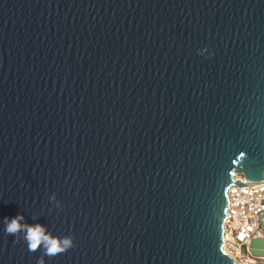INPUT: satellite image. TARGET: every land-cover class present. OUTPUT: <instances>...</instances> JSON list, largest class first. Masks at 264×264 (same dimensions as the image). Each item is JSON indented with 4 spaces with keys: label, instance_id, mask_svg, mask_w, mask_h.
Returning a JSON list of instances; mask_svg holds the SVG:
<instances>
[{
    "label": "water",
    "instance_id": "water-1",
    "mask_svg": "<svg viewBox=\"0 0 264 264\" xmlns=\"http://www.w3.org/2000/svg\"><path fill=\"white\" fill-rule=\"evenodd\" d=\"M239 175L264 183V0H0V264L43 254L17 214L74 237L45 264H237Z\"/></svg>",
    "mask_w": 264,
    "mask_h": 264
},
{
    "label": "built area",
    "instance_id": "built-area-1",
    "mask_svg": "<svg viewBox=\"0 0 264 264\" xmlns=\"http://www.w3.org/2000/svg\"><path fill=\"white\" fill-rule=\"evenodd\" d=\"M236 180L248 186H232L228 190L229 217L223 227L222 249L237 264H246L254 258L252 243L264 237V183L249 185L243 175Z\"/></svg>",
    "mask_w": 264,
    "mask_h": 264
},
{
    "label": "clouds",
    "instance_id": "clouds-1",
    "mask_svg": "<svg viewBox=\"0 0 264 264\" xmlns=\"http://www.w3.org/2000/svg\"><path fill=\"white\" fill-rule=\"evenodd\" d=\"M206 52H208L207 48L198 50L200 55ZM49 199L55 203L57 208L61 206L55 194H52ZM23 221L24 216L22 214H17L13 218L5 217L3 219L5 232L14 236L17 243L23 239L29 252L34 253L37 250H42L43 254L38 258L37 264H45V256L52 258L74 247L73 236H54L50 231L46 230L45 226L40 224L29 225Z\"/></svg>",
    "mask_w": 264,
    "mask_h": 264
},
{
    "label": "rangeland",
    "instance_id": "rangeland-1",
    "mask_svg": "<svg viewBox=\"0 0 264 264\" xmlns=\"http://www.w3.org/2000/svg\"><path fill=\"white\" fill-rule=\"evenodd\" d=\"M255 261L254 264H264V259L252 258Z\"/></svg>",
    "mask_w": 264,
    "mask_h": 264
},
{
    "label": "bare ground",
    "instance_id": "bare-ground-1",
    "mask_svg": "<svg viewBox=\"0 0 264 264\" xmlns=\"http://www.w3.org/2000/svg\"><path fill=\"white\" fill-rule=\"evenodd\" d=\"M254 263H255L254 260H250V261H248L246 264H254Z\"/></svg>",
    "mask_w": 264,
    "mask_h": 264
}]
</instances>
